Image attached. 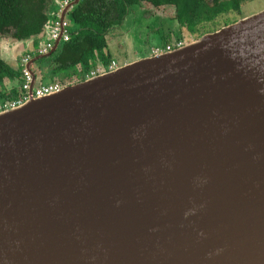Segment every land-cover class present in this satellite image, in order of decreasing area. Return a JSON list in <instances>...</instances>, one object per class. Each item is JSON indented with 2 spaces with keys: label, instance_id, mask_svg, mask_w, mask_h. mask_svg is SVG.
<instances>
[{
  "label": "water",
  "instance_id": "1",
  "mask_svg": "<svg viewBox=\"0 0 264 264\" xmlns=\"http://www.w3.org/2000/svg\"><path fill=\"white\" fill-rule=\"evenodd\" d=\"M0 264H264V10L1 112Z\"/></svg>",
  "mask_w": 264,
  "mask_h": 264
},
{
  "label": "flooded vegetation",
  "instance_id": "2",
  "mask_svg": "<svg viewBox=\"0 0 264 264\" xmlns=\"http://www.w3.org/2000/svg\"><path fill=\"white\" fill-rule=\"evenodd\" d=\"M185 1L186 0H180L181 3ZM189 1L191 4L196 2V7L198 8L196 15L189 20L181 19L176 8L173 6H154L151 2L144 0H139L134 3H128L125 0H69L67 6L69 5L70 9L77 6L80 8L84 6L101 12H108L107 20L105 21L106 26H104V31L102 33L105 45V48L102 50V56L107 61L109 58H112V54L118 55L125 51L127 54L129 53V55H131L134 43L137 41H142L144 43L141 48L140 58L154 56L155 49H162L167 44L171 45V49L168 52H173L197 41L205 34L218 31L223 27L235 24L254 15L243 16L242 13L246 11L244 8H247L249 3L255 0ZM62 2L63 0H49L46 11V22L51 23L53 21V9L58 7ZM142 8L162 9L165 10L164 13L171 10L172 15L170 17H163V21L161 22L156 18V25H154L155 21H153L154 23L152 22V25H144V21L148 18L144 17ZM143 27H148L146 29H149L151 34L141 33ZM125 39H127L129 43H127ZM14 42L11 41V47L19 46V50L22 49V46L36 49V47L41 44L40 41L34 38L16 40ZM8 43L10 42L8 41ZM20 43L23 45H19ZM146 44L152 46L146 50ZM54 53H57V50ZM94 56L95 59L93 61H98L103 66H107L110 63H102L97 52H94ZM19 59H21V57ZM132 60L134 59L129 61L124 60L123 63ZM51 66H55V63L50 65V62H45L42 71L49 72L51 69H54V67ZM76 68L79 73H81V66H76Z\"/></svg>",
  "mask_w": 264,
  "mask_h": 264
},
{
  "label": "trees",
  "instance_id": "3",
  "mask_svg": "<svg viewBox=\"0 0 264 264\" xmlns=\"http://www.w3.org/2000/svg\"><path fill=\"white\" fill-rule=\"evenodd\" d=\"M128 3L138 2L139 0H125ZM151 2L154 6H173L181 19L189 20L198 8L196 2L190 3L189 0L180 2V0H144ZM49 0H0V37L9 36L16 40H26L35 37L41 31L46 23V11ZM58 7L53 9L56 13ZM200 9V8H199ZM108 11V10H107ZM108 12H101L92 8L79 6L72 8L68 15L71 25L70 40L63 42L57 49V53L50 57L39 59L35 62L40 72L45 62L55 63L54 69H51L45 77L55 76L63 69L81 66L84 76L91 68V62L95 59L94 52H97L102 63L108 64L102 56V50L105 48L102 33ZM50 69V68H49ZM21 74L10 68L0 58V87L2 89L5 78L14 79ZM2 89L0 91V101L12 99L13 96H7ZM15 95V91L13 92Z\"/></svg>",
  "mask_w": 264,
  "mask_h": 264
},
{
  "label": "built area",
  "instance_id": "4",
  "mask_svg": "<svg viewBox=\"0 0 264 264\" xmlns=\"http://www.w3.org/2000/svg\"><path fill=\"white\" fill-rule=\"evenodd\" d=\"M68 2L69 0H63V2L59 5V14H57L55 16L56 18L50 24H48L46 42L39 44V46L34 49L33 52L25 54L23 57H21L19 61V66L21 67V84L19 90L14 98L0 101V113L9 109L17 108L31 98L41 99L58 93L64 88L65 85H68L61 81H54L47 84H42L36 81L35 84L32 85V73L30 70L26 69V66L34 57L49 53L57 41L68 42L70 40V32L68 29L69 23L67 19H60L61 11L65 6H67ZM170 49L171 45L167 44L162 49H155L154 55L169 53L168 51H170ZM119 66L121 65H119L115 60H111L107 66L96 65L84 75L82 80L90 79L104 72L112 71Z\"/></svg>",
  "mask_w": 264,
  "mask_h": 264
},
{
  "label": "crops",
  "instance_id": "5",
  "mask_svg": "<svg viewBox=\"0 0 264 264\" xmlns=\"http://www.w3.org/2000/svg\"><path fill=\"white\" fill-rule=\"evenodd\" d=\"M59 11H60V8H59V6H58V9L56 10V13H53L54 14V16H53V18L55 19L56 17V15L57 14H59ZM63 11V10H62ZM62 11H61V13H62ZM70 11H71V9L69 8L68 9V12L66 13V15H69L70 14ZM68 17V16H67ZM53 19V20H54ZM67 19V18H66ZM67 21H68V23H69V20L67 19ZM46 23H44V25H45ZM48 24H50L49 22H48ZM70 27H71V25H70V23H69V27H68V29H70ZM14 39H12V38H10L9 36L7 37V36H5V37H0V58L10 67V68H12L14 71H16V72H19L20 74H21V67L19 66V61H20V57H23L25 54H29V53H31V52H33L34 51V48H32V47H24V46H22V49H18L19 48V46H16V47H11V41L12 42H14L13 41ZM37 40V39H36ZM8 41L10 42V43H8ZM39 41V40H38ZM15 43V42H14ZM26 43V42H25ZM41 43V42H40ZM63 42H59V46L62 44ZM18 45V44H17ZM19 45H23V44H19ZM38 47V46H37ZM36 47V48H37ZM17 54H19V56H17L16 57V55ZM12 55H14V58H13V61H11V58H12ZM5 56H7L6 58H5ZM111 60H114V59H111ZM110 60V61H111ZM134 61V60H133ZM131 62V61H130ZM94 63H96V65H102L100 62H98V61H92L91 62V66H92V68L91 69H93L94 68ZM126 63H129V62H125V63H123V64H126ZM122 64V65H123ZM33 66V65H32ZM79 66V65H78ZM90 69V70H91ZM89 70V71H90ZM32 71L34 72V74L36 75V73H35V71L33 70V68H32ZM38 71H39V73H40V75H39V77H37V79H38V81H39V83H42V84H47V83H51V82H54V81H58L59 80V77H57L56 75L55 76H52V75H50V76H48V77H45V75L47 74V72L46 71H44V72H40V70H39V68H38ZM82 68H81V73H80V75H81V77H73V79H71V80H66V78H64V80H66L65 81V84H71L72 82H77V81H81L82 79H83V75H82ZM88 71V72H89ZM87 72V73H88ZM56 79H58V80H56ZM61 82H64L63 80H61ZM20 84H21V75L17 78V77H15L14 79H9V78H5L4 80H3V85H2V89L4 90V92H2V93H5L7 96L9 95V96H13V97H15L16 96V94H17V92H18V90H19V87H20ZM2 89H1V87H0V91H2ZM15 91V95L13 94V92ZM5 100H7V99H5Z\"/></svg>",
  "mask_w": 264,
  "mask_h": 264
},
{
  "label": "rangeland",
  "instance_id": "6",
  "mask_svg": "<svg viewBox=\"0 0 264 264\" xmlns=\"http://www.w3.org/2000/svg\"><path fill=\"white\" fill-rule=\"evenodd\" d=\"M246 11L244 13H242L243 16H250L251 14H255L257 12H260L262 10H264V0H255L251 3H249L247 8H244ZM143 10V15L145 18H148L146 21H144V25H152V22L155 21L156 18L159 19V21H163V17H170L172 15V11H168L166 13H164L165 10L162 9H151V8H142ZM141 12V10H140ZM158 22V21H157ZM154 23V22H153ZM156 25V21L155 24ZM148 28V27H146ZM145 27H143V30L141 31V33L143 34H151V31L149 29H146ZM127 43H129V41L127 39H125ZM142 45H144V43L142 41H137L134 43V48H132L133 51H131V55H129V53L127 54L125 51L118 54V55H113L112 54V58L115 61L118 62V64L120 65L121 63H123L124 60H131V59H139L140 55H141V48ZM152 45L146 44V50H148ZM130 51V50H129ZM149 52V51H148ZM144 55V54H143ZM148 55V54H146ZM19 56V54L16 55V57ZM7 56H5L6 58ZM14 55H12L11 61H13ZM126 58V59H125ZM133 61V60H132ZM122 65V64H121ZM96 66V63H94V67ZM33 70L36 73V76L39 77L40 73L38 71V66L36 64H33L32 66ZM56 76L59 77L58 81L63 80L64 82L67 80H71L72 77H81L78 69L76 67H71V68H66L63 69L62 71H60L59 73L55 72ZM64 78H66V80H64Z\"/></svg>",
  "mask_w": 264,
  "mask_h": 264
}]
</instances>
